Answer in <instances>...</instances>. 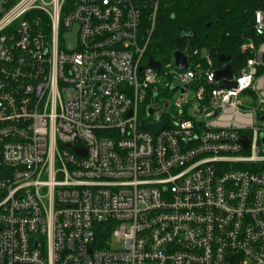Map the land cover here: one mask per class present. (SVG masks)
Listing matches in <instances>:
<instances>
[{"label":"built area","instance_id":"2783aa9c","mask_svg":"<svg viewBox=\"0 0 264 264\" xmlns=\"http://www.w3.org/2000/svg\"><path fill=\"white\" fill-rule=\"evenodd\" d=\"M159 2L0 0V264H264V10L157 71Z\"/></svg>","mask_w":264,"mask_h":264},{"label":"trees","instance_id":"16d2710c","mask_svg":"<svg viewBox=\"0 0 264 264\" xmlns=\"http://www.w3.org/2000/svg\"><path fill=\"white\" fill-rule=\"evenodd\" d=\"M258 8L264 10V0H160L147 54L167 61L176 50L197 49L215 65H219L218 55L229 56L234 68L243 61L240 45L249 39L260 41L252 29ZM112 228L98 224L97 233L105 235Z\"/></svg>","mask_w":264,"mask_h":264},{"label":"water","instance_id":"95a60500","mask_svg":"<svg viewBox=\"0 0 264 264\" xmlns=\"http://www.w3.org/2000/svg\"><path fill=\"white\" fill-rule=\"evenodd\" d=\"M76 30H77V25H74L72 31L63 35V38L66 41V47L69 50L74 47ZM177 39H179V36L177 37ZM172 55L174 58V64L179 69H185L187 66V61H186L185 55L179 50L174 51ZM217 59L220 62H225V61L229 60V56L220 54L217 56ZM147 63L150 66H154L157 71L160 69L161 61H159V60H154L152 57H150V58H148ZM230 74H231V69H230L229 65H226L224 68L215 71V77L216 78L222 77V76L229 78ZM155 97H156V94H154L153 97L151 98V102H153L155 100ZM150 112H151V107L148 106L146 109V113L149 114ZM166 121H167V119H166V117H164L158 124L147 123L146 127L151 131V133L156 134L166 124ZM241 141L243 142V146L245 147L247 145L246 137H241ZM75 150L79 153H82V148H75Z\"/></svg>","mask_w":264,"mask_h":264},{"label":"rangeland","instance_id":"374dc122","mask_svg":"<svg viewBox=\"0 0 264 264\" xmlns=\"http://www.w3.org/2000/svg\"><path fill=\"white\" fill-rule=\"evenodd\" d=\"M145 115V114H144ZM121 244L120 243H118V242H116V241H111V243H110V246L112 247V248H116V247H119Z\"/></svg>","mask_w":264,"mask_h":264},{"label":"bare ground","instance_id":"6f19581e","mask_svg":"<svg viewBox=\"0 0 264 264\" xmlns=\"http://www.w3.org/2000/svg\"><path fill=\"white\" fill-rule=\"evenodd\" d=\"M156 60H158V59H156ZM160 61V60H159Z\"/></svg>","mask_w":264,"mask_h":264},{"label":"crops","instance_id":"0c3cea01","mask_svg":"<svg viewBox=\"0 0 264 264\" xmlns=\"http://www.w3.org/2000/svg\"><path fill=\"white\" fill-rule=\"evenodd\" d=\"M230 60V59H229ZM229 60H227V61H229Z\"/></svg>","mask_w":264,"mask_h":264}]
</instances>
